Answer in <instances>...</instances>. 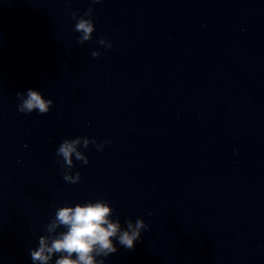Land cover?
Masks as SVG:
<instances>
[{
    "label": "water",
    "instance_id": "water-1",
    "mask_svg": "<svg viewBox=\"0 0 264 264\" xmlns=\"http://www.w3.org/2000/svg\"><path fill=\"white\" fill-rule=\"evenodd\" d=\"M28 88L47 114L18 111ZM77 138L88 164L61 169ZM98 199L148 224L105 264H264V0H0V264Z\"/></svg>",
    "mask_w": 264,
    "mask_h": 264
},
{
    "label": "clouds",
    "instance_id": "clouds-1",
    "mask_svg": "<svg viewBox=\"0 0 264 264\" xmlns=\"http://www.w3.org/2000/svg\"><path fill=\"white\" fill-rule=\"evenodd\" d=\"M70 2L71 0H69ZM100 2L101 0H91L93 4ZM93 11L92 7H89L83 15H78V10L71 11L72 19L76 20L74 30L81 33L77 37L80 44L92 38ZM99 43H104V40L101 39ZM108 47L111 48L112 45H108ZM92 56L98 57L96 52H93ZM16 96L21 101L18 104V111L21 113L37 111L41 115L47 114L54 103L51 98L45 99L40 90L33 88H28L26 94L17 92ZM79 143V138L64 139L59 145L56 155L63 158V163L59 161L61 169L65 165L68 169L75 167L72 160L73 154L77 161H81L84 165L88 164V156L77 151ZM107 143H111V140L105 139L97 145L96 138L92 139V144L100 151ZM88 146L89 143L85 140L83 147L87 149ZM63 179L70 184H76L80 181L81 174L76 171L73 176L69 172L63 171ZM113 212L114 209L109 207V203L102 199L95 202L77 203L75 206L66 204L58 207L55 210L54 218L46 226V230L49 233H55V230L61 226L66 230L53 236L41 235L39 237L38 248L30 249L33 264L36 262L49 264L54 253L60 254L59 258L55 260V264H105V258L117 251L114 241L126 249H134L135 242L141 239V231L147 230L148 224L140 218L136 219L135 224L127 219V227L122 229L119 220L113 222L109 219ZM98 257L99 259H97Z\"/></svg>",
    "mask_w": 264,
    "mask_h": 264
}]
</instances>
